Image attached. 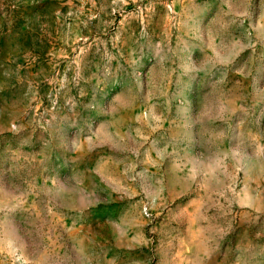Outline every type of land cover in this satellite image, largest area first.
Masks as SVG:
<instances>
[{"label":"rangeland","instance_id":"obj_1","mask_svg":"<svg viewBox=\"0 0 264 264\" xmlns=\"http://www.w3.org/2000/svg\"><path fill=\"white\" fill-rule=\"evenodd\" d=\"M0 264H264V0H0Z\"/></svg>","mask_w":264,"mask_h":264}]
</instances>
